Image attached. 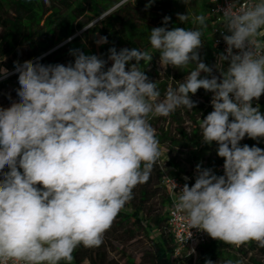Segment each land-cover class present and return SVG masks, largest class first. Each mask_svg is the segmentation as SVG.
Instances as JSON below:
<instances>
[{
	"label": "clouds",
	"instance_id": "obj_1",
	"mask_svg": "<svg viewBox=\"0 0 264 264\" xmlns=\"http://www.w3.org/2000/svg\"><path fill=\"white\" fill-rule=\"evenodd\" d=\"M127 3L119 0L116 7ZM217 11L227 48L212 67L199 52L205 15L194 17L196 29H169L168 16L165 26L151 29L161 68L196 66L163 100L156 81L139 67L153 56L137 48H110L107 68L106 60L79 49L70 50L74 62L67 65L14 62L19 99L0 107V264H72L78 246L98 247L161 156L150 114L193 110L190 94L201 88L213 94V110L199 125L201 142L218 145L224 174L197 164L195 183L175 191V210L212 239L264 248V149L240 145L246 136L264 138V114L252 103L264 94V0H231ZM177 18L184 24L190 15ZM213 67L219 76L211 75ZM11 74L0 67V78Z\"/></svg>",
	"mask_w": 264,
	"mask_h": 264
},
{
	"label": "trees",
	"instance_id": "obj_2",
	"mask_svg": "<svg viewBox=\"0 0 264 264\" xmlns=\"http://www.w3.org/2000/svg\"><path fill=\"white\" fill-rule=\"evenodd\" d=\"M119 0H0V67L7 68L9 72H14V62L21 64L26 60L42 64H64L74 62V56L70 50L79 49L87 55H97L107 61L106 68L111 66L108 60L109 49L115 47L117 51L122 48H137L147 51L153 56L151 62L141 61L139 67L145 71L148 77H152L148 70L154 71L156 56L159 57L157 50L150 44V31L154 27L165 26L163 18H171L167 27H185L186 29H196L200 26L193 23L196 15L207 17L206 28H202L203 47L199 50L201 59L208 66L216 65L214 54L215 49L212 45L211 37V18L208 12L207 0H190L185 5L181 0H154L146 9L149 0H128L123 7H116ZM105 12L110 15L102 19ZM189 13V21L182 24L177 18V14ZM88 28V29H85ZM79 33V34H78ZM101 36L108 39V43L97 45L96 40ZM264 41V38H260ZM129 62L126 67H129ZM195 64L189 63L186 67L173 68L167 70V79H171V84L182 82L195 69ZM214 68L211 75L214 74ZM217 68L219 69L218 65ZM215 68V69H217ZM217 69V70H218ZM208 74L202 73L201 78ZM209 78H211L209 76ZM160 92V98L167 91L168 82L159 80L156 82ZM10 85L11 92L16 94L19 88L18 73H13L6 78H0V91ZM203 97L206 104L211 101V96L204 89ZM260 112L264 114V96L260 100ZM213 110L212 106L206 111V115ZM187 113V110H185ZM200 109L196 106L193 110L194 115L189 118L194 124L191 132L178 113L171 114L176 121V135L164 128L156 132L160 147L161 143H168L185 150L188 140H193L204 149L218 147L215 142L211 145L201 142L202 135H199V124L196 123V114ZM151 117V114L150 116ZM231 119V117H230ZM242 143L249 146H260L245 139ZM181 155V154H179ZM223 158L218 157L216 162H211L205 168L212 170L223 163ZM168 166L176 170L177 165L172 160H166ZM7 167L4 171H7ZM188 175V174H184ZM160 199L162 207H166L165 217L154 214L147 210L149 202ZM170 200L163 185L162 170L158 163L153 167L150 178L146 183L138 184L133 189V198L125 204L122 210L115 217L119 224L132 223L139 228L148 229L152 234L150 238V262L149 264H205L206 260H211L213 264H227L231 260L233 264H243L238 258L239 255L247 260V264H264V248L258 246L256 242H249L240 247L225 244L222 241H210L202 246L195 257L173 258V239L167 227V217L169 212ZM72 264H106V253L96 247L85 248L78 246L73 252ZM134 264L133 262H129ZM60 264H65L61 261Z\"/></svg>",
	"mask_w": 264,
	"mask_h": 264
},
{
	"label": "rangeland",
	"instance_id": "obj_3",
	"mask_svg": "<svg viewBox=\"0 0 264 264\" xmlns=\"http://www.w3.org/2000/svg\"><path fill=\"white\" fill-rule=\"evenodd\" d=\"M79 34V33H78ZM156 61L154 64V71L148 70L151 74L150 81L164 80L168 82L167 89L171 86L173 88L178 87V85L182 82H177L175 85L171 84V79H167V70L170 69V66L167 69L161 68L159 64V57H155ZM3 61V60H2ZM1 62V61H0ZM130 67V66H129ZM128 67H126L127 69ZM14 73V72H10ZM215 76H219V70L214 68ZM202 76V73H201ZM8 77V76H7ZM2 79V78H1ZM184 82V81H183ZM166 93V92H165ZM165 93L160 98L164 99ZM211 96L213 94L208 92ZM204 91L202 88L197 91L195 95L190 94L191 99L196 102V106L200 109L199 113L196 114V123L200 125L201 119L206 117V111L212 106L211 101L209 104H206V101L203 97ZM19 98L17 94L11 92L10 85L6 86L5 89L0 91V107L7 108L11 105L13 101H17ZM187 110V113L186 111ZM194 110V109H193ZM193 110H188L185 107L177 108L173 113H178L182 120L184 121L185 126L188 129V132H191L194 124L190 120L189 116L194 115ZM171 113V114H173ZM169 116H161V117H149V122L152 127L156 130V132L164 128L171 132L172 135H176V121ZM209 114V113H208ZM200 128V127H199ZM201 135V129L199 132ZM188 147L185 150H182L175 146H169L168 143H161L164 146L161 148V156L164 162L166 160H172L177 165V172L180 175L189 174L193 170L196 169V165L200 164L202 168L207 167V165L211 162H216L218 160L217 148H211L210 150L204 149L203 146H199L191 137V140H188ZM240 145L243 146L244 143L240 142ZM260 146H264V143H260ZM218 146V145H217ZM254 146V145H252ZM256 146V145H255ZM251 147V146H250ZM258 147V146H257ZM261 148V147H260ZM264 149V148H261ZM181 154V155H179ZM224 161V160H223ZM146 206L147 210L152 211L154 214L162 215L165 217L166 207H162L160 204L159 197L155 200L148 203ZM148 229L144 227L139 228L134 225L132 221L127 223L119 224L117 219H114L111 227L104 233L102 243L96 247L100 249V251H104L106 253V264H130L129 262H133L134 264H149L150 262V246L151 241L150 238L152 234L148 233ZM85 248H93V247H85ZM243 264H247V260H245L242 256L238 257ZM83 264H88V262L84 261Z\"/></svg>",
	"mask_w": 264,
	"mask_h": 264
},
{
	"label": "built area",
	"instance_id": "obj_4",
	"mask_svg": "<svg viewBox=\"0 0 264 264\" xmlns=\"http://www.w3.org/2000/svg\"><path fill=\"white\" fill-rule=\"evenodd\" d=\"M231 0H217L216 3H211V0H207L208 4V12L211 18V37H212V45L215 49V62L217 63V58L219 53H225L227 48L226 43L223 41L221 31H222V12L217 11L218 9H223L227 7L228 3ZM262 41V40H261ZM264 42V41H262ZM236 50H234L235 52ZM228 66V62H224L223 67L226 69ZM219 67V65H218ZM264 96V94H262ZM260 99L253 100V106L259 104ZM248 139L253 144H257V140H253L248 138L247 136L242 140ZM261 143H264V138L260 139ZM158 165L162 170V179L163 185L167 191L170 206L167 217V227L169 232L171 233L174 247H173V258L181 259L183 257H195L198 253V250L207 244L210 241H218L212 239L207 233L202 232L196 228H191L188 220L186 219L185 214H182L175 210L174 201L177 199V193L181 190L185 183H188L189 186H192L195 183L196 171L193 170L188 175H179L175 174L176 170L170 166H168L162 159H158ZM223 164L219 165L217 168L213 169L214 174L223 175ZM187 176L189 179L185 181L183 178ZM173 182L177 184V188L174 189ZM176 191V192H175Z\"/></svg>",
	"mask_w": 264,
	"mask_h": 264
}]
</instances>
